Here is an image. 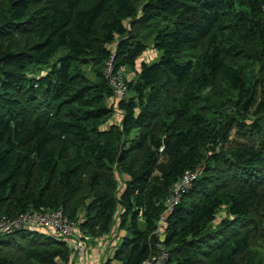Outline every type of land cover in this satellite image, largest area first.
I'll return each mask as SVG.
<instances>
[{"label": "trees", "instance_id": "trees-1", "mask_svg": "<svg viewBox=\"0 0 264 264\" xmlns=\"http://www.w3.org/2000/svg\"><path fill=\"white\" fill-rule=\"evenodd\" d=\"M149 41L158 55L137 67ZM112 54L134 73L116 125L102 74ZM257 64L264 0H0V216L62 209L99 237L121 209L120 264L160 247L165 264H264ZM197 169L165 212L169 188ZM70 250L41 231L0 234V264H67Z\"/></svg>", "mask_w": 264, "mask_h": 264}, {"label": "built area", "instance_id": "built-area-1", "mask_svg": "<svg viewBox=\"0 0 264 264\" xmlns=\"http://www.w3.org/2000/svg\"><path fill=\"white\" fill-rule=\"evenodd\" d=\"M122 70L121 68H116L113 54L105 62L102 70V74L112 90L114 99L117 100L123 99L127 93L126 79ZM198 175V170L187 171L169 188L164 201L165 212L170 213L180 203L182 197L191 190L192 184ZM73 224L62 209L31 210L14 218L0 216V234L11 235L23 230H42L45 233L63 240L69 246L68 240L72 237L74 231ZM160 224L165 225V221L161 220ZM81 247H83L82 243L76 244V248L81 249ZM168 258L169 252L160 247L158 249V255L143 264H165Z\"/></svg>", "mask_w": 264, "mask_h": 264}, {"label": "rangeland", "instance_id": "rangeland-1", "mask_svg": "<svg viewBox=\"0 0 264 264\" xmlns=\"http://www.w3.org/2000/svg\"><path fill=\"white\" fill-rule=\"evenodd\" d=\"M157 55L158 54L151 45V41H149L147 50L142 55H140L138 59L137 67H139L138 64L142 61H146L147 63L153 61L157 57ZM251 69H253V75H256L258 73L259 75L264 76V68L263 71L261 72L262 68L258 64ZM122 71L127 81H130L134 77V73L128 68L123 69ZM206 93H208V91ZM128 96L129 95L126 93L125 98H127ZM224 99H226L228 102L227 108L233 106L232 103H230V100L232 99L231 96H227ZM109 102H110V106L114 109L111 120L118 121L119 120V118L117 117L118 113L115 112L116 110H118L117 108L118 103L116 99H110ZM235 139L237 138H235L233 133L230 134V140L234 141ZM197 170L199 173V169ZM115 177H117L118 182L120 184L118 187L119 188L118 191L121 192L122 186L119 180H121L122 176L119 175L118 172H116ZM120 215H121V209H119V211L115 216L114 225L112 226L111 231L108 234L99 237H94L89 235L88 233H84L77 226V224L74 223L73 224L74 231L72 233V237L68 240L69 247L71 249L70 250L71 257L69 263L67 264H120L119 262H117V260H115V252H117L118 249L120 248L119 244H121L122 239L127 233V231L125 230L126 227L122 228V222H121L122 216ZM225 216H226L225 212L223 211L220 212L217 216L216 222L220 221ZM160 225H164V224H160ZM77 243H82L83 247H81V249L76 248ZM99 243H101V245L97 246V244ZM96 247L97 249H99V253H101V256L105 254L106 257H109L111 259L108 260L106 258L107 261H105V263H102L99 261L101 256L99 257L98 255L97 256L93 255L95 257L92 258V256H90L91 250L95 249ZM58 264H62V263H58Z\"/></svg>", "mask_w": 264, "mask_h": 264}, {"label": "crops", "instance_id": "crops-1", "mask_svg": "<svg viewBox=\"0 0 264 264\" xmlns=\"http://www.w3.org/2000/svg\"><path fill=\"white\" fill-rule=\"evenodd\" d=\"M116 101H117V103H118V100H117V99H116ZM117 108H118V107H117ZM115 112L118 113L117 117L119 118V120H118V121H113V120H111V121H110V124H111V125L120 124L121 121H122V118H123V115H122V113H121L119 110H116ZM122 189H123V187H122ZM101 238H103V237H101ZM100 245H101V243L97 244V246H100ZM93 255H96V256L98 255L99 257L101 256V253H99V249H97V247H96L95 249H92V250H91V254H90V256H92V258L95 257V256H93ZM106 258H107L108 260L111 259V258H109V257H106L105 254H103V255L100 257L99 261L102 262V263H105V261H107Z\"/></svg>", "mask_w": 264, "mask_h": 264}, {"label": "water", "instance_id": "water-1", "mask_svg": "<svg viewBox=\"0 0 264 264\" xmlns=\"http://www.w3.org/2000/svg\"><path fill=\"white\" fill-rule=\"evenodd\" d=\"M39 231L43 232L42 230H39Z\"/></svg>", "mask_w": 264, "mask_h": 264}]
</instances>
